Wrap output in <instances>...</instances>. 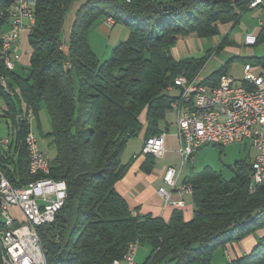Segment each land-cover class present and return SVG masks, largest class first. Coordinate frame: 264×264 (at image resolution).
I'll return each mask as SVG.
<instances>
[{
  "label": "trees",
  "instance_id": "16d2710c",
  "mask_svg": "<svg viewBox=\"0 0 264 264\" xmlns=\"http://www.w3.org/2000/svg\"><path fill=\"white\" fill-rule=\"evenodd\" d=\"M76 1L37 0L26 75L0 62V77L10 89L0 78L1 115L13 131L6 152H0V169L15 187L36 179L28 169L26 137L29 112L43 103L56 147L49 175L68 186L55 221L38 229L47 264H110L136 239L151 247L142 264H211L217 247H233L255 231L264 234V182L250 190L253 167L244 160L231 166L230 178L206 168L185 179L194 198L191 219L181 209L168 220L135 215L116 187L131 163L122 161L129 139L143 130L145 138L161 132L178 97L169 87L180 75L193 78L207 61V56L174 57L178 38L220 34L222 24L237 23L250 10V0H174L169 12L158 0H80L63 40L66 15ZM11 2L0 0V17ZM102 17L129 28L128 38L103 61L89 41ZM226 72L223 66L203 82L217 86ZM154 165L155 157L147 155L144 169ZM228 264H264V235L251 252Z\"/></svg>",
  "mask_w": 264,
  "mask_h": 264
},
{
  "label": "built area",
  "instance_id": "2783aa9c",
  "mask_svg": "<svg viewBox=\"0 0 264 264\" xmlns=\"http://www.w3.org/2000/svg\"><path fill=\"white\" fill-rule=\"evenodd\" d=\"M36 2L12 0L2 9L0 62L9 64L10 70L17 67L21 58L18 45L23 34L29 33L35 25ZM263 2L250 0L248 7L255 9ZM107 21L113 24L108 18ZM260 24L264 26V20ZM258 35L248 33L246 44H257ZM198 77V74L193 78L180 75L169 87L170 90L175 87L180 90V101L172 102V111L177 115L181 164L167 168L163 178L165 184L160 186L158 193L166 205L181 210L187 206L184 195L192 192L190 184L178 185L177 180L185 162H193L197 150L204 145L225 146L248 141L257 150L251 162L250 190L264 182V65L246 62L242 79L224 74L217 86L205 84ZM251 87H258V94H251ZM5 90L10 92L7 83ZM167 134L166 130H162L145 138L142 154L164 156ZM11 139L0 137V152L8 148ZM26 144L29 171H51L52 160L40 147L32 127L27 134ZM4 176L0 169V240H7L8 243V258L1 264H42L46 260V252L38 229L43 224L55 221L68 196L67 183L64 179L53 178L44 184H29L28 181L18 189H11V185H4ZM134 214L137 213L134 211ZM138 246L139 239L131 241L123 256L110 264H138L135 260Z\"/></svg>",
  "mask_w": 264,
  "mask_h": 264
},
{
  "label": "rangeland",
  "instance_id": "374dc122",
  "mask_svg": "<svg viewBox=\"0 0 264 264\" xmlns=\"http://www.w3.org/2000/svg\"><path fill=\"white\" fill-rule=\"evenodd\" d=\"M79 5L80 0H77L67 12L64 31L62 32L63 40H65L69 35L71 25L75 17V12ZM260 19L264 20V15L259 17L256 14V10L250 9L242 14L239 22H229L221 25V33L219 36L221 39L227 35L230 39H236L239 47L241 48V56L228 49H222L219 52H216V47L218 44L216 43L217 40L215 37H207L206 40L198 39V42H196L194 45V50L190 52L188 56L196 58L207 56L206 64L198 73L199 81L203 82L211 71L222 68L223 66H225L227 75H231L240 80L244 77L245 61L248 60L253 65H263L264 39H261L253 46L247 47V45L244 43L246 35L249 32H252L254 28L259 25ZM113 28L114 31L110 38L103 37L97 33H91V44L93 45L97 56L102 61L111 57V53L115 45L128 38L129 32L126 29V25L118 22ZM123 31H125V33ZM91 32L95 31L92 30ZM27 36L28 33H24L22 41L18 45L21 58L17 63V71L21 75H26L30 70L31 46ZM248 48L252 49L250 53H248ZM179 92L180 90L178 88L168 91V93L173 96H176L179 94ZM3 107L4 101L2 97H0V137L11 138L13 131L10 127V122L7 120V118L1 115ZM169 114V117H172L171 112ZM29 121L31 122L32 130L38 136L40 147L42 150L47 152L50 159L53 160L56 156V147L53 144V137L51 135L52 124L49 113L43 103L39 106L36 113L30 110ZM171 125V131L175 132L177 129L175 122H173ZM143 139L144 132H141L139 135L129 139L122 155L123 162H127L134 153L138 154L141 152L144 144ZM256 153L257 150L252 145H250L248 141L235 142L225 146L215 144L204 145L199 150H197L193 162H185V166L183 167L178 185H182L184 180L192 173L200 172L206 168L212 169L226 178H230L233 174L231 166H233L237 160H244L251 163L255 159ZM169 164L180 165L181 158L179 156L173 157L171 159H165L164 156L155 158L156 171H162L164 167ZM159 184H161V180L158 178L152 183L154 186H158ZM185 198L187 202L193 207V195L187 193ZM263 235L264 234L260 230L252 232L240 240L237 244L242 249V251L251 252ZM150 252V245L139 243L135 255L136 262L138 264H142ZM231 256H233V253L232 250H230V247L227 245L219 246L212 254L211 264H228L229 258Z\"/></svg>",
  "mask_w": 264,
  "mask_h": 264
},
{
  "label": "crops",
  "instance_id": "0c3cea01",
  "mask_svg": "<svg viewBox=\"0 0 264 264\" xmlns=\"http://www.w3.org/2000/svg\"><path fill=\"white\" fill-rule=\"evenodd\" d=\"M158 1H162L164 3H172L174 0H158ZM252 10H256L257 16L259 17L263 16L264 15V2L263 4H261L260 7H257ZM261 20L262 19H260V21ZM260 21H259V25L256 26L252 32H255L257 34L261 33L264 26L260 24ZM116 24L117 23L116 22L114 23V21H113V24L109 23L107 21V17L100 18L97 24L89 32L90 44L92 41L91 33H97L99 35H102L103 37L110 38L111 34H113V31H114L113 27ZM126 29L129 32V28L127 27ZM92 30L95 32H91ZM123 32L125 33V31ZM214 37L216 38L217 40L216 43L218 45L221 42H223L225 38H227L226 43L224 44L223 47H220L218 50H217L218 46L216 47V52H219L222 49H228V50L236 52L237 54H239V56H241V53H240L241 48L239 47L236 39H230L228 35L224 37L223 39H221L219 34ZM198 39L206 40L207 37H199L195 33L181 35L178 38L176 44L172 47V54L177 59H184V58L190 57L188 55L190 52L194 50V45L196 42H198ZM244 43L245 45H247V47L253 46V45L246 44L245 40H244ZM91 46L93 50H95L92 44ZM251 51L252 49L248 48V53H250ZM24 52H27V51H24ZM245 62H248V60ZM214 71H211L208 74V76L211 75ZM170 112H171L172 117H169ZM170 112L168 113L166 117V121H164L161 125L163 130H166L168 133L167 138H166V152L164 154L165 159H171L173 157H178V156L180 157L179 152H178L180 142H179V138L177 135V129L175 132L171 131V128H172L171 124H173V122H175L176 124L177 115L174 111H170ZM176 128H177V125H176ZM142 132H144L145 134V130H143ZM144 140H145V136H144L143 141ZM146 158H147V155L142 154V152L138 154L134 153L128 160V161H131V163H130V166L126 174L120 181L117 182L116 187L118 191L126 198L132 210H134L136 213L140 215L152 214L154 216H161L168 220L173 214L174 210L177 208L171 205H166L164 199L159 195L158 189L160 188V186L165 184L163 178H164L167 168L169 166H178V165L177 164L166 165L162 171L159 170L160 172L158 170L157 171L155 170V165H154V167L150 171H146L143 166L146 161ZM157 178L161 180V184H159L158 186L152 185L153 181ZM179 178L177 180V184L179 182ZM184 183H185V180H184ZM185 195H184V199L186 201L187 206L184 210H182V212L186 219H191L193 216V207L191 206V204L187 202ZM174 196L175 197L178 196L176 192H174ZM230 250H232L233 256H231L229 260L233 259L234 257L238 255L245 254L247 252V251H242V249L239 247L238 244H235L233 247L231 246Z\"/></svg>",
  "mask_w": 264,
  "mask_h": 264
},
{
  "label": "bare ground",
  "instance_id": "6f19581e",
  "mask_svg": "<svg viewBox=\"0 0 264 264\" xmlns=\"http://www.w3.org/2000/svg\"><path fill=\"white\" fill-rule=\"evenodd\" d=\"M1 14H2V12H1ZM34 21H36L35 12H34ZM109 21L113 22V20L111 18H109ZM4 65L7 68H9V64H4ZM2 79L4 80V82L2 81ZM2 79H1V84H2V87L5 89V83H7V85H8V81L5 77H2ZM251 94H258V87H251ZM177 96L178 97L174 101H180V92ZM29 172L33 176L37 175L36 179L30 181L29 184H44V183H46V181H51L53 179V177H51L49 175L50 170L29 171ZM4 185H11V189H18V187H15L12 185V183L9 181V179H7L6 176H4ZM191 192H192V189H191ZM0 257H1L2 262L7 260V258H8L7 240H0ZM42 264H47L46 260Z\"/></svg>",
  "mask_w": 264,
  "mask_h": 264
},
{
  "label": "water",
  "instance_id": "95a60500",
  "mask_svg": "<svg viewBox=\"0 0 264 264\" xmlns=\"http://www.w3.org/2000/svg\"><path fill=\"white\" fill-rule=\"evenodd\" d=\"M162 8H163V10L165 12H169V11H172V10L175 9V4H173V3H165ZM4 151L6 152V150H4Z\"/></svg>",
  "mask_w": 264,
  "mask_h": 264
}]
</instances>
